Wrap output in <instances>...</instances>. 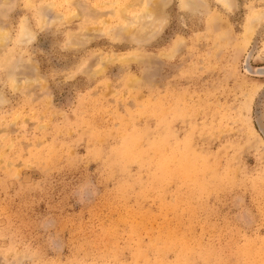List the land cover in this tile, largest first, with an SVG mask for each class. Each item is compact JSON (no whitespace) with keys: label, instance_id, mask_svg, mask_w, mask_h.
Segmentation results:
<instances>
[{"label":"rangeland","instance_id":"374dc122","mask_svg":"<svg viewBox=\"0 0 264 264\" xmlns=\"http://www.w3.org/2000/svg\"><path fill=\"white\" fill-rule=\"evenodd\" d=\"M0 264H264V0H0Z\"/></svg>","mask_w":264,"mask_h":264}]
</instances>
